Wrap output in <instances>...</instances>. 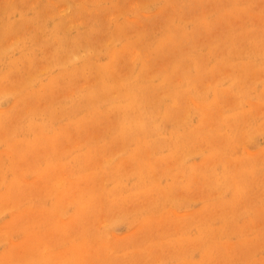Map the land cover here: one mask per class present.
Instances as JSON below:
<instances>
[{
  "label": "rangeland",
  "instance_id": "374dc122",
  "mask_svg": "<svg viewBox=\"0 0 264 264\" xmlns=\"http://www.w3.org/2000/svg\"><path fill=\"white\" fill-rule=\"evenodd\" d=\"M0 264H264V0H0Z\"/></svg>",
  "mask_w": 264,
  "mask_h": 264
}]
</instances>
